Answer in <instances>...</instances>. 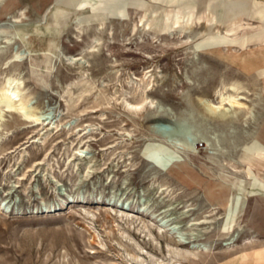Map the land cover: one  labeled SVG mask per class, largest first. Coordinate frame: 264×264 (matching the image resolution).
<instances>
[{
	"label": "rangeland",
	"instance_id": "1",
	"mask_svg": "<svg viewBox=\"0 0 264 264\" xmlns=\"http://www.w3.org/2000/svg\"><path fill=\"white\" fill-rule=\"evenodd\" d=\"M261 8L0 0V85L43 114L0 124V264H264ZM233 82L257 118L206 117Z\"/></svg>",
	"mask_w": 264,
	"mask_h": 264
},
{
	"label": "bare ground",
	"instance_id": "2",
	"mask_svg": "<svg viewBox=\"0 0 264 264\" xmlns=\"http://www.w3.org/2000/svg\"><path fill=\"white\" fill-rule=\"evenodd\" d=\"M251 15H254V17H257L258 19H262L264 17V8H261L258 12H255V11L251 12ZM201 18H202V15L198 14L196 17V20H200ZM220 42H222V39L218 41L217 46L215 45L216 49H220L219 48ZM262 52H264V50ZM241 59L245 61V63L249 64V68L251 72L254 71V72H259L261 74V78L260 80H258L259 81V92L258 91L253 92V95L257 99L261 100L260 94L264 95V53L260 52V55L259 54L257 55L253 51L252 53H250L249 56L247 55ZM82 69H84V67ZM19 86H20L19 81L11 76L6 77L4 81L1 83L0 85V124L3 121V116L6 112H9V113L15 112L19 114L20 117L25 122H30L34 125L41 124V120L43 119L42 112L38 110L37 108H33L29 105L28 99L25 96L21 95L20 93L21 90ZM214 96H215V99H210L206 96H203V97L201 96V97H198L197 99L198 106L204 112V115L206 117L221 120L224 123L227 122L228 124V122L233 118V116L236 115V112L243 108L246 109V113H247V115L245 114L246 118H252L254 120L257 118L256 116H258L259 114L254 110L257 103L256 105L247 104L246 96L242 93L241 86L238 82L230 83L229 88L227 89L224 86L216 88L214 90ZM127 105L129 106L128 103ZM154 119H158V118H154ZM254 151H255L254 152L255 154L253 155L245 152V155L244 157H242V160L245 162H248L249 164L250 163L252 164L253 162L260 164L261 162L260 155L264 154V147L262 148L257 147L254 149ZM258 257L261 258V255H258Z\"/></svg>",
	"mask_w": 264,
	"mask_h": 264
}]
</instances>
